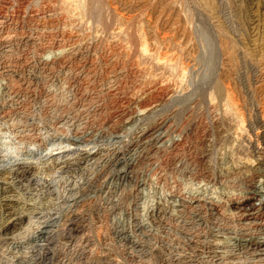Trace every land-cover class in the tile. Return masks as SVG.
<instances>
[{"label":"rangeland","instance_id":"obj_1","mask_svg":"<svg viewBox=\"0 0 264 264\" xmlns=\"http://www.w3.org/2000/svg\"><path fill=\"white\" fill-rule=\"evenodd\" d=\"M160 122L173 142L149 167L144 207L127 199L112 208L116 177L105 166ZM260 159L264 0H0V264H167L158 247L166 231L149 207L199 193L237 221L229 200ZM134 215L151 237L135 230Z\"/></svg>","mask_w":264,"mask_h":264},{"label":"bare ground","instance_id":"obj_2","mask_svg":"<svg viewBox=\"0 0 264 264\" xmlns=\"http://www.w3.org/2000/svg\"><path fill=\"white\" fill-rule=\"evenodd\" d=\"M146 50V48H142L139 52L141 55L139 56H142V58L148 56V50ZM156 61H154V64L157 63L156 65L160 66V62L164 60H159L160 62L158 60ZM44 65L46 66L47 63H44ZM46 69L44 67V70ZM90 102H93V100L87 101L86 107L84 106L85 108L82 107L83 112H86L89 106L91 107L92 103ZM80 105L82 104L80 103ZM228 107L225 108L229 110ZM229 108L231 111L232 103ZM231 112H233V110ZM163 126H165L164 123L160 122L145 129L144 132L140 134L137 144L135 145L137 148H134L132 153L129 152L127 157L121 156V153L120 155L117 154V156L114 155V158L105 166L108 168H104L106 169V173L115 172V176L113 177H116V181H114L111 186V194L108 198V202L111 204L112 208H123L127 205V199H131L132 205H134L136 209L145 205L144 203L149 196L148 193H146L147 190L145 191L147 172L155 163H158L157 161H159L160 157L158 154L160 151L173 142L171 141V134H169L171 126L167 125V129H164ZM88 130L89 129H87V131ZM90 132L88 131L87 133ZM176 143L177 142H174L173 146L176 145V147H178L179 144ZM197 149L198 148H196V150ZM207 150L208 149L205 147L200 148L197 156L202 163L203 174H206L209 169L207 161L209 152L207 153ZM195 153L197 154L196 151ZM181 160L185 165H188L189 168L190 165L194 167V163L191 162L192 160L185 159V157ZM256 166H258L256 167L258 172L255 169L257 175L254 176V178L248 179L245 185L246 191L243 195L229 200L230 208L239 214V219L237 221H233L229 216L224 218L220 213L217 214V211L220 212V209L224 208L222 205L223 203H217V201L211 198H204L200 196L201 194L199 195V193L198 195L188 197L179 191V194L171 195L172 198L170 197L167 200L157 199L155 203L149 207L148 210L151 219L149 220L151 223L156 225L157 228H162L166 231L165 237L159 236L158 242L160 244L158 243L159 246L158 244L157 246L162 250L163 260L167 264H194L203 256L208 257L211 264H264V160L261 161L260 159ZM103 171H101V176L103 175ZM106 173L103 176L108 174ZM114 179L115 178H113V180ZM124 190H127V193H124ZM8 203L6 205L9 206ZM206 211L214 212L212 215L214 216L215 222L211 224V227H206L204 230V228L202 229L200 226L205 223L206 218L203 214ZM146 212L148 213V211ZM135 215L133 217L135 230L141 232L144 239L151 237L152 228L149 222H147L145 218H137ZM15 223L16 218L12 216L6 224L8 227L12 228L16 225ZM171 230H173V232H170ZM114 231L126 235L127 238H132L131 235L126 232L128 230L124 226H115ZM155 233L158 235V232ZM130 240L133 241L132 243L134 246L141 247V249H139L145 250V252H157L158 250V247L155 245L156 242L154 244H146L144 240V242L140 240ZM148 241L150 242V240Z\"/></svg>","mask_w":264,"mask_h":264}]
</instances>
